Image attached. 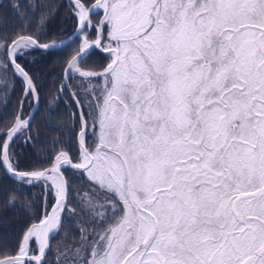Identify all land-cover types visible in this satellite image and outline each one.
I'll return each mask as SVG.
<instances>
[{
    "label": "snow or ice",
    "instance_id": "1",
    "mask_svg": "<svg viewBox=\"0 0 264 264\" xmlns=\"http://www.w3.org/2000/svg\"><path fill=\"white\" fill-rule=\"evenodd\" d=\"M68 8L74 47L23 28L0 37V73L22 86L15 116L0 122V173L17 187L0 193L13 204L40 187L45 199L0 264H264V0ZM57 50V91L79 116L75 150L21 169L24 104L39 100L28 58ZM69 172L88 184L76 193L78 242L52 253L64 214L77 215Z\"/></svg>",
    "mask_w": 264,
    "mask_h": 264
},
{
    "label": "trees",
    "instance_id": "2",
    "mask_svg": "<svg viewBox=\"0 0 264 264\" xmlns=\"http://www.w3.org/2000/svg\"><path fill=\"white\" fill-rule=\"evenodd\" d=\"M19 5V7H14ZM75 21L69 12L68 0H0V37L13 34L20 29L33 30L37 35L56 37L59 42L74 32ZM75 46L74 40L68 44ZM62 51L50 54L35 52L28 58L27 68L35 75L39 89V104L32 116L31 140L27 143L18 142L15 152L21 169L41 167L47 164V158L53 156L59 149L72 148L75 150V138L79 129V116L72 97L57 91V82L63 67L60 57ZM95 60L96 58L93 57ZM0 79L9 81V92L5 93V85L0 84V122L10 120L16 114L18 101L21 99V84L17 80L14 88L11 85V76ZM7 100V104L4 101ZM35 107V102L24 104V113L27 118ZM75 125V126H74ZM68 179L73 187L69 198L76 207L77 215L64 214L65 233L53 237L51 241L52 253L57 246L64 243L72 245L78 242L75 233L76 222L81 221V209L78 201L81 199L78 191L88 190L86 177L68 173ZM17 187L0 173V188L7 191ZM30 201V202H29ZM51 203V198H48ZM45 204L44 193L40 187H33L26 197H17L13 204L3 201L0 193V256L5 250H15L17 239L26 225L35 223L36 218L43 212ZM49 259H52L50 254Z\"/></svg>",
    "mask_w": 264,
    "mask_h": 264
},
{
    "label": "water",
    "instance_id": "3",
    "mask_svg": "<svg viewBox=\"0 0 264 264\" xmlns=\"http://www.w3.org/2000/svg\"><path fill=\"white\" fill-rule=\"evenodd\" d=\"M101 11H102V10H101ZM74 37H75V33L73 32L72 35L68 36L67 38H65V39H63V40H61V41H63L64 44L68 45V44H70V43L74 40ZM61 41H59V42H57V43L59 44V43H61ZM38 104H39V100H38V103L36 102V106H37ZM35 109H36V108H35ZM34 111H35V110H33V112H31V114H30L31 117H32L33 114H34ZM78 130H79V129H78ZM78 130H77V131H78ZM53 237H54V236H53ZM53 237L51 238V241H52Z\"/></svg>",
    "mask_w": 264,
    "mask_h": 264
},
{
    "label": "bare ground",
    "instance_id": "4",
    "mask_svg": "<svg viewBox=\"0 0 264 264\" xmlns=\"http://www.w3.org/2000/svg\"><path fill=\"white\" fill-rule=\"evenodd\" d=\"M38 106V105H37ZM37 106H36V102H35V107H34V109L33 110H35L36 111V109L35 108H37Z\"/></svg>",
    "mask_w": 264,
    "mask_h": 264
}]
</instances>
